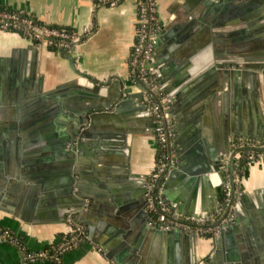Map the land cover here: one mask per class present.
Instances as JSON below:
<instances>
[{"label":"water","instance_id":"1","mask_svg":"<svg viewBox=\"0 0 264 264\" xmlns=\"http://www.w3.org/2000/svg\"><path fill=\"white\" fill-rule=\"evenodd\" d=\"M204 4L205 17L192 19V31L201 32L183 35V20L171 17L157 38L156 56L149 59L157 63L162 55L166 58V40L183 42L180 46L185 50L171 54L178 65L174 66V88L163 73L158 76L160 88L177 98L172 113L180 147L174 166L167 165L155 188L162 182L164 194L180 211L206 217L211 210L202 213L195 201L205 191L218 195V187L222 189L226 181L223 164L228 157L235 218L214 237L210 264H253L264 258V221L259 211L255 217L249 215L246 194L235 202L236 150L231 151V142L237 136L261 138L264 131L254 109L250 116L256 125L235 118L231 109H235L238 85L248 84L256 93L264 92V0H204ZM198 8L191 13L197 14ZM231 13L237 15V29L230 30L228 25ZM247 40L256 51L241 53L227 48L233 42L243 47ZM170 44L168 51L174 48ZM34 46L31 43L27 49ZM22 52L24 48L15 47L11 55H0V129L6 130H0V150L4 143L12 156L8 161L0 153V200L14 177L34 181L35 191L52 195L55 191L49 186L57 181L60 194L51 204L59 205L61 218L69 215L74 223L86 224L89 237L115 264H199L200 235L152 223L146 196L150 177L132 170L133 135L153 127L142 93L126 91L124 78L117 74L107 79L90 78L91 86L74 78L44 89L38 59L22 61ZM62 54L75 73L84 75L70 48H63ZM242 88L241 94L247 96V89ZM137 99V107L143 111L130 109ZM218 100L224 123L211 133L210 122L205 120ZM13 245L23 256L19 245Z\"/></svg>","mask_w":264,"mask_h":264},{"label":"crops","instance_id":"2","mask_svg":"<svg viewBox=\"0 0 264 264\" xmlns=\"http://www.w3.org/2000/svg\"><path fill=\"white\" fill-rule=\"evenodd\" d=\"M157 2L163 28L171 22V17H173L183 20L181 34L187 33L186 35L190 36L191 33L201 32V29L196 32L192 31V19L200 20L205 17L204 11L207 6L204 4V0H157ZM1 7L23 9L40 21L75 29H82L90 22L95 24L94 33L81 41L74 51L71 50L76 58L77 67L83 71L84 75H79L71 69L67 57L62 54V49H53L47 44H38L33 39L18 32L0 29V55H11L13 49L19 47L24 48V52L21 53L22 61L37 58L38 71L43 75L44 89L55 88L57 85L74 78L80 84L91 86L93 81L90 78L107 79L110 75L117 74L124 78L126 91H140L139 85L130 76L131 49L137 28L138 9L136 0H122L117 5L96 7L95 0H0ZM197 7H199L197 14L191 13ZM229 16L230 30L237 29V15L231 13ZM225 29L227 27L223 30ZM234 36L235 38L238 37L237 34H232L233 38ZM177 40L171 38L170 41H165L166 58L162 55L159 59L163 64V77L171 86L175 77V67H178L174 59L171 58V54L179 55L185 50V47L180 46L183 42ZM246 42L243 47H239L238 43L233 42L231 47L227 46V48L233 52L241 53L257 50L251 40ZM31 43L35 45V49H27ZM168 43L174 45L172 50L168 51ZM238 87L239 91H237L235 99L239 102L240 111H237L236 108L237 100H235V109L234 107L231 109L234 111L235 118L244 121L246 119L247 124L255 123L250 116L251 110L254 109L255 114L260 115L258 119H260L264 131V92L258 94L252 86L243 84L242 87L247 89L248 93L247 96H244L241 94L242 87L240 85ZM233 94L234 90L231 88L229 99L231 98L232 104L234 103ZM176 99L174 96V102ZM246 100L247 104H244L243 101ZM135 101L130 109L139 107V110L143 111L141 106L138 105L137 107L138 99ZM220 102V100L217 101L215 109L210 108L205 120L210 122L211 133L217 132L224 123L219 110L221 109ZM143 105L145 104L143 103ZM202 118L201 121H203ZM174 122L177 131L174 140L176 152L180 146L177 142L179 132L175 117ZM201 129L204 131V128ZM0 130L2 133L6 131L4 127ZM11 137L12 135H7L8 139ZM2 146L4 147L0 153L8 160L11 155L8 154V148L4 143ZM157 150L153 127L150 130L135 132L130 158L132 170L142 176H149L157 163ZM50 182L52 181L50 180ZM10 185L11 188H4L2 191L4 195L0 200V234L3 229H11L23 238V249L30 251L55 247L59 243L61 235L70 231L75 224L69 215L66 218H61L57 210L59 205L53 206L51 204V199L53 197L57 199L60 194L57 192V181L49 186L55 191L54 196L48 191H35L34 181H28L23 177H14ZM238 186L241 192L235 195V202L243 193L246 194V201L250 204L246 207L249 215L255 217L256 211H259L264 221V166L262 163L259 161L249 163L244 168ZM218 188L217 196L205 191V194L195 201L196 209L202 213H207L210 210L211 212L216 211L222 191L221 187ZM84 225L87 229L86 224ZM0 238L3 237L0 236ZM236 245L239 246L238 241ZM20 249L23 253L24 250ZM198 250L200 258L207 257L210 264L215 251L214 238L200 236ZM24 254L22 256L19 249L11 242L0 241V264H25ZM33 262V264H115L104 248L89 237V233L85 241L75 248L61 253L58 258H39ZM252 263L264 264V258L262 257Z\"/></svg>","mask_w":264,"mask_h":264},{"label":"built area","instance_id":"3","mask_svg":"<svg viewBox=\"0 0 264 264\" xmlns=\"http://www.w3.org/2000/svg\"><path fill=\"white\" fill-rule=\"evenodd\" d=\"M122 0H95L96 6L117 5ZM138 9L136 34L131 49L130 76L139 85L143 96V103L153 117V133L158 146L157 163L149 175L146 196L149 200V212L151 222L161 227H177L187 232H196L200 236L216 237L221 228L234 221L235 210L232 182L229 177L230 167L228 157L224 160L223 170L226 181L221 191L222 199L216 211L206 217L186 215L166 197L162 190V182L155 188V181L161 172L170 165L175 164L174 140L176 127L172 110L174 108V96L168 95L160 88L158 81L162 73V62L151 63L149 59L157 54V38L163 28L160 19L157 0H136ZM0 29L18 32L38 44L55 45L58 49L70 48L74 51L76 46L95 31V24L88 23L82 29L67 26H59L53 23L38 20L31 13L18 8L0 9ZM247 148V149H239ZM239 149V150H238ZM233 155V176L235 182V195L240 193L238 183L242 177L240 171L251 162L259 161L264 166V137L237 136L231 142ZM246 164L241 168V160ZM154 198V199H153ZM0 236L6 239H15L8 229L1 231ZM88 238V232L84 224L75 223L70 231L61 235L59 243L51 249L45 248L31 251L28 254L30 260L39 258H58L65 251L71 250ZM27 264V262L25 263ZM199 264H209L208 258L200 259Z\"/></svg>","mask_w":264,"mask_h":264},{"label":"trees","instance_id":"4","mask_svg":"<svg viewBox=\"0 0 264 264\" xmlns=\"http://www.w3.org/2000/svg\"><path fill=\"white\" fill-rule=\"evenodd\" d=\"M4 8H10V7H1L0 9H4ZM51 48H53V49H58V47L57 46H55V45H51L50 46ZM241 168L244 166V164H246V160L245 159H243V160H241ZM240 174H243V172L242 171H240ZM223 198V196L220 194V196H219V199H222ZM4 230V229H3ZM11 233H13V235H14V237H15V239H7V241H9V242H11L12 244H18L19 245V247L20 248H22L23 249V247H24V244H23V238L21 237V236H19V235H17L14 231H12L11 229H8ZM64 234V233H63ZM24 251H23V254H24V257H25V260H26V262H27V264H33L34 262L32 261V260H30V257H28V254L31 252L29 249L27 250V249H23Z\"/></svg>","mask_w":264,"mask_h":264},{"label":"rangeland","instance_id":"5","mask_svg":"<svg viewBox=\"0 0 264 264\" xmlns=\"http://www.w3.org/2000/svg\"><path fill=\"white\" fill-rule=\"evenodd\" d=\"M157 154H158V150H157Z\"/></svg>","mask_w":264,"mask_h":264}]
</instances>
